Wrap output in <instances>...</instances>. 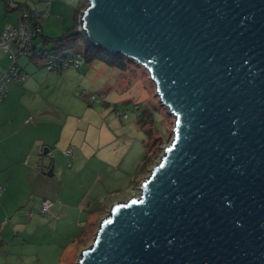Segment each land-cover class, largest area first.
Wrapping results in <instances>:
<instances>
[{
    "label": "water",
    "instance_id": "obj_1",
    "mask_svg": "<svg viewBox=\"0 0 264 264\" xmlns=\"http://www.w3.org/2000/svg\"><path fill=\"white\" fill-rule=\"evenodd\" d=\"M77 30L144 67L175 124L75 264H264V0H86Z\"/></svg>",
    "mask_w": 264,
    "mask_h": 264
},
{
    "label": "rangeland",
    "instance_id": "obj_2",
    "mask_svg": "<svg viewBox=\"0 0 264 264\" xmlns=\"http://www.w3.org/2000/svg\"><path fill=\"white\" fill-rule=\"evenodd\" d=\"M56 18L52 13L42 20L51 37L62 34ZM66 22L71 24L72 18ZM36 63L38 57L18 59L29 78L40 81L26 99L38 115L45 143L34 158L24 156L21 161L28 167L24 170L27 194L34 193L24 207H12L20 230L18 244L7 238L0 264H6L8 254L17 263L75 264L80 252L91 245L112 203L139 196L142 182L173 139L175 120L160 103L146 69L134 61L126 70L95 61L62 73L38 68ZM12 111L16 115L15 103ZM27 116L20 106L18 119ZM144 146L151 153L145 167ZM44 149L48 153L38 161ZM43 198L54 202L47 214L38 211ZM31 210L33 217L22 219Z\"/></svg>",
    "mask_w": 264,
    "mask_h": 264
},
{
    "label": "crops",
    "instance_id": "obj_3",
    "mask_svg": "<svg viewBox=\"0 0 264 264\" xmlns=\"http://www.w3.org/2000/svg\"><path fill=\"white\" fill-rule=\"evenodd\" d=\"M48 1H50L48 17H50L52 13L56 15V23L60 22L58 25L62 28L61 33L73 26L75 23V7L80 5L81 0H7L9 8H4L3 1L0 0V32L5 24L13 23L17 19L18 10H16L14 6L18 2L26 3L31 9L41 10ZM71 13L72 16H70ZM71 18V24H67L66 20L70 22ZM41 28L42 33L49 36L45 33L46 30L42 22ZM28 58L30 60L32 59L29 56ZM9 64V56L0 47V77ZM36 64L38 68H43L41 62ZM20 69L26 72L24 67L21 66ZM26 73L30 76L28 72ZM37 79L39 78L33 77L31 79L28 77V79L22 83L10 82L7 85L6 96L0 104V183L3 186V191L0 193V250L2 246L8 247V237L18 244L17 234L20 230L19 224L16 221V216L15 219H13L15 213L12 214V207L13 210L21 205V207H24V203L27 205L28 200L32 201L34 193L32 190L27 194L25 171L28 167L24 166L21 161L24 156H27L29 159L34 158L39 147L45 143L39 130L41 122L36 118L38 115L33 112L32 105L29 103L30 98L26 99V94L32 91L34 86L38 89L37 87L40 81H36ZM14 103L17 108L16 115H12V104ZM20 106L22 109H26L28 115L23 119H18V108H20ZM27 119L29 120L26 121ZM16 121H19V125H16ZM6 158L9 159L5 160ZM44 199L48 198H43L41 202ZM31 211L32 213L27 212L30 217L26 215V217H22V219L26 221L31 219L33 217V210ZM9 215L10 218H6ZM21 225L23 224L21 223ZM26 244L27 242L23 239L22 245ZM5 262L6 264H25V262L22 261L17 263L12 259L11 254L6 256Z\"/></svg>",
    "mask_w": 264,
    "mask_h": 264
},
{
    "label": "built area",
    "instance_id": "obj_4",
    "mask_svg": "<svg viewBox=\"0 0 264 264\" xmlns=\"http://www.w3.org/2000/svg\"><path fill=\"white\" fill-rule=\"evenodd\" d=\"M49 4L50 1L46 2L41 10L29 7L18 10L17 19L13 23L5 24L0 32V47L10 59L9 66L0 77V104L6 96L7 85L10 82L22 83L28 78V74L20 69L18 59L39 55L37 49L33 50V43L42 33V20L49 16ZM82 9L77 14V27ZM38 58L44 69L55 73H62L69 69L80 70L84 64L83 55L79 51L66 47L40 53ZM91 99L99 100L96 95H91ZM2 191L3 186L0 183V193ZM51 206L52 202L44 199L38 211L47 214Z\"/></svg>",
    "mask_w": 264,
    "mask_h": 264
},
{
    "label": "trees",
    "instance_id": "obj_5",
    "mask_svg": "<svg viewBox=\"0 0 264 264\" xmlns=\"http://www.w3.org/2000/svg\"><path fill=\"white\" fill-rule=\"evenodd\" d=\"M2 1L4 4V8H9L7 0H2ZM85 4H86V0H83L80 2V5L75 7V23L73 24V26H71L70 28L65 30L62 34L56 37L46 36L43 33H41L40 35H38V38L33 43V50L37 49L38 51L37 53L40 55V53L51 51L59 47H66L79 51L83 55L84 63L99 61V62H103L105 65L109 67L116 68L118 70L128 69L130 64L129 62L132 60L127 59L126 57H123L119 54L106 53L101 48L87 43L84 37L82 36V34L77 30V14L85 6ZM25 7H29V6H27L26 3H20V2H18L14 6L16 10H20ZM39 55L35 54L30 58L34 59L35 57H39ZM148 150H146L145 148V154L142 159V165L144 167L151 160L150 157L151 153L150 155L147 154L150 151Z\"/></svg>",
    "mask_w": 264,
    "mask_h": 264
}]
</instances>
